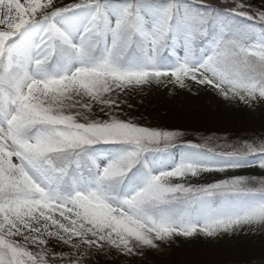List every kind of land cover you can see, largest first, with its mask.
<instances>
[{
  "label": "snow or ice",
  "instance_id": "6c2138e0",
  "mask_svg": "<svg viewBox=\"0 0 264 264\" xmlns=\"http://www.w3.org/2000/svg\"><path fill=\"white\" fill-rule=\"evenodd\" d=\"M152 85L264 104V0H0V264L264 231V132L141 125L128 97Z\"/></svg>",
  "mask_w": 264,
  "mask_h": 264
},
{
  "label": "trees",
  "instance_id": "16d2710c",
  "mask_svg": "<svg viewBox=\"0 0 264 264\" xmlns=\"http://www.w3.org/2000/svg\"><path fill=\"white\" fill-rule=\"evenodd\" d=\"M251 2L257 3L258 0H251ZM165 91L166 90H164V88H162L161 86L152 85L146 87L142 91L137 90L132 92L128 99L131 100L132 103H135L134 100L138 99L143 103H146L148 100H146L145 96L148 94V96L151 97L150 99L154 98L153 101L155 102V104L161 105L162 108H172L175 112V116H178L180 118L177 119L176 117H173L177 119V122L173 123L172 125L170 124L171 126L168 125L169 128H166L163 124H160V122H156V127L149 125L148 120H145L140 116L132 115L130 113H127V117L144 126H152L157 129L164 130L184 131L186 133V138L191 142H202L201 138L213 137V147H215V141L222 142L223 138L225 137H227L233 143H237L241 142L242 138H250L258 135L261 132H264V104L257 105L253 107L252 110L246 108L226 110L219 102H215L213 100H210L212 103L206 102L207 99L205 98V95L207 94L204 92L205 90H199L195 91L194 94H188L177 89V91H179V94L175 99L166 98ZM179 98H184L185 103H180L178 101ZM174 101H177L178 103ZM139 108L143 109L144 107L139 106ZM189 116L194 117L192 118V122H190L192 119L187 120L186 122V119H188ZM199 117L200 120L196 124ZM176 156H179L180 158L179 152L175 153L174 156L169 159V162ZM254 169V167H251L241 169L236 173L229 172L223 174L205 175L214 176L217 179H221L235 174H246L244 171L247 172V175L255 174L256 171ZM254 176H258V173H256ZM191 181L200 183L196 179H192ZM222 236L227 237L225 235ZM257 239H259V237L255 238V240ZM180 240L181 242L179 248L177 246L172 248L168 243L167 247H161L158 251H146L143 258H134L131 261V264H149V260L151 259H156V262H167L170 260L169 258L175 259L174 261H176L177 258L175 257V255L178 254V252H180L183 248L190 250H197V248H199V250L202 251L201 256H203L204 258L201 259L205 264H242L245 263V261L253 259L250 254V248L252 247V240H254V238L249 237V235L243 237V240H246L245 242H247L248 245L242 249L249 251L241 255H237L236 253L235 255H232L230 253H225V251L221 252L225 245H223V242L220 243L216 241V243H213L212 241L203 240L200 237H194L191 239L179 238V241ZM262 240H264V238H262ZM180 261H182L180 264H183V262L186 263L190 260L188 259L187 261L184 258ZM190 262L192 263L193 261L191 260ZM100 263L116 264L117 262L114 260L113 255H108L101 256L98 261V264ZM93 264H97V262L94 260Z\"/></svg>",
  "mask_w": 264,
  "mask_h": 264
},
{
  "label": "rangeland",
  "instance_id": "374dc122",
  "mask_svg": "<svg viewBox=\"0 0 264 264\" xmlns=\"http://www.w3.org/2000/svg\"><path fill=\"white\" fill-rule=\"evenodd\" d=\"M162 88H164V87H162ZM164 90H166L165 91L166 98L175 99L178 97L179 91H177V89H172L171 87H169V88H164ZM200 90H205L204 92L207 94V95H205L206 96L205 98L207 99L206 102L212 103L210 100H213L215 102H219L222 105V107L226 110H236L239 108H246L249 110L253 109V108H251V109L248 108L247 106L241 104L239 101L226 102L221 97L217 96L214 92L209 91L205 88H201ZM180 91L188 93L184 90H180ZM145 97H146V100H148L146 103H143L139 99L134 100L135 103H132L131 100L128 99V103L130 105H132V107L127 109V113H130V114L135 115V116H140L141 118L148 120L149 125H152L155 127H156V122H160V124H163L166 128H169L168 125H170V124L172 125L173 123H176L177 119L180 118L178 116L177 117L175 116V112L173 111L172 108H162L161 105L155 104V102L153 101L154 98L150 99L151 97L148 96V94ZM178 101L180 103L181 102L185 103L184 98H182V99L179 98ZM174 102L178 103L177 101H174ZM134 106H137V107H134ZM139 106H143L144 108L140 109ZM173 117H176L177 119H175ZM192 118H194V117L189 116V118L186 119V122H187V120H190ZM197 120L198 121L196 122V124L199 122L200 117ZM192 121H193V119L190 122H192ZM203 122H204V120H203ZM174 159H176L178 161L179 156H176ZM254 170L256 171V173H258L257 177H260L261 173L259 172V170L257 168H255ZM244 172L246 174H242V176H254L256 174L255 173V174L247 175V172L246 171H244ZM251 172H253V171H251ZM235 175H238V174H235ZM191 180H190V182L193 184H206V183L216 181L218 179L215 178L214 176L203 175L202 177L196 179L200 183H195V182H192ZM248 235H249V237H253L254 240L256 237H259V239L255 240V241L252 240L253 243H252V247L250 248V254H251V257L253 259L249 260V261H245V263H242V264H264V240H262V238H264V231H260V230L240 231V232L233 234V235H225L227 237L220 236V237H217L214 239L204 238L201 236H196V238L200 237L203 240L212 241L213 243H216V241H218L220 243L223 242V245L224 244L225 245H224L223 249L221 250V252L225 251V253H230L232 255H235V253L237 255L238 254L241 255V254H244V253L249 251V250H242L244 247H246L248 245V243L245 242L246 240H243V237H246ZM180 242H181V240L179 241V238H176L175 240L170 241L169 245L172 248L175 246H177L179 248ZM201 254H202V251L199 250V248H197V250H190V249L183 248V249H181L180 252H178V254L175 255V257L177 258L176 261H174L175 259H171V258H169L170 260L167 262H165V261L156 262V259H151V260H149V264H176V263L180 264L182 262L180 260H182L184 258L187 261L189 259L190 261L192 260L193 262L191 263L190 261H188L186 263L183 262V264H205L201 259V258H203V256H201ZM248 255H249V253H248ZM114 260L117 262L116 264H129V262L126 261L124 257H119V258L114 257Z\"/></svg>",
  "mask_w": 264,
  "mask_h": 264
}]
</instances>
